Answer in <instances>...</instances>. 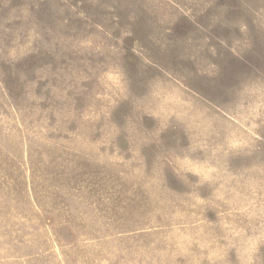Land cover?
Segmentation results:
<instances>
[{
    "label": "rangeland",
    "instance_id": "1",
    "mask_svg": "<svg viewBox=\"0 0 264 264\" xmlns=\"http://www.w3.org/2000/svg\"><path fill=\"white\" fill-rule=\"evenodd\" d=\"M0 264H264V0H0Z\"/></svg>",
    "mask_w": 264,
    "mask_h": 264
}]
</instances>
